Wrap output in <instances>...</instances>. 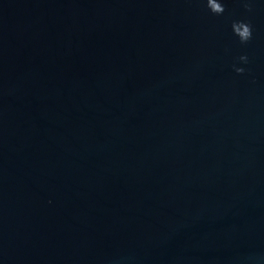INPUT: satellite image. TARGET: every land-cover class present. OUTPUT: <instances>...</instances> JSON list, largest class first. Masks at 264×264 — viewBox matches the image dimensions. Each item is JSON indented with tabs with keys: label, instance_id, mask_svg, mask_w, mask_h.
Segmentation results:
<instances>
[{
	"label": "water",
	"instance_id": "95a60500",
	"mask_svg": "<svg viewBox=\"0 0 264 264\" xmlns=\"http://www.w3.org/2000/svg\"><path fill=\"white\" fill-rule=\"evenodd\" d=\"M219 2L0 0V264H264V0Z\"/></svg>",
	"mask_w": 264,
	"mask_h": 264
},
{
	"label": "clouds",
	"instance_id": "9594fccd",
	"mask_svg": "<svg viewBox=\"0 0 264 264\" xmlns=\"http://www.w3.org/2000/svg\"><path fill=\"white\" fill-rule=\"evenodd\" d=\"M207 7L214 14L221 15L224 13L225 8L219 0H207ZM232 30L235 36H237L242 44L247 43L252 37L251 25L244 21L233 22ZM241 61L247 62V56H241ZM237 73H243V68H235Z\"/></svg>",
	"mask_w": 264,
	"mask_h": 264
}]
</instances>
